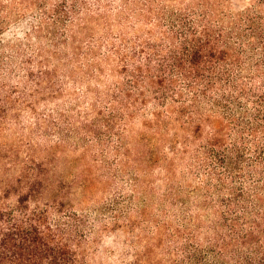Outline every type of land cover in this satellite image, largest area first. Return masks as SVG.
<instances>
[{"label": "trees", "instance_id": "obj_1", "mask_svg": "<svg viewBox=\"0 0 264 264\" xmlns=\"http://www.w3.org/2000/svg\"><path fill=\"white\" fill-rule=\"evenodd\" d=\"M31 8L35 38L22 61L31 98L89 82L90 107H75L78 120L66 123L114 153L116 175L125 168L129 176L130 197L99 213L140 228L131 231L134 241L146 240L154 257L127 264H264V0H31ZM62 62L72 75L59 72ZM8 88L0 85L5 112ZM64 115L53 125L65 123ZM204 121L212 123L206 141ZM189 155L184 172L200 176L199 186L175 185L177 159ZM154 164L169 181L162 196L180 209L172 217L165 206L149 228L148 204L133 202ZM22 170L31 178L20 187L0 178V264H90L95 227L107 221L81 215L59 195L43 202V163ZM183 189L198 191L201 208L215 212L190 211ZM11 190L19 191L15 200Z\"/></svg>", "mask_w": 264, "mask_h": 264}, {"label": "rangeland", "instance_id": "obj_2", "mask_svg": "<svg viewBox=\"0 0 264 264\" xmlns=\"http://www.w3.org/2000/svg\"><path fill=\"white\" fill-rule=\"evenodd\" d=\"M0 4L4 8L2 13L4 23L0 24V53L6 54L5 62L0 64V85L7 83L10 93L8 95L13 96L11 109L7 112L3 110V103L0 105L1 181L14 182L15 187H20L21 183L31 178L30 174L23 173V167L31 166V163L35 166L43 163L48 171V187L43 193V202L47 199L53 200L59 195L58 198H62L67 203L66 206L81 215L104 218L107 221L98 222L96 227L94 226L95 234L92 239L95 242L91 248L90 264H127L128 261L135 262L141 254H145V257H154L148 252L146 240L134 241L138 233L131 234V231H136L139 227L131 225L123 218L117 222L108 215H99L112 201L118 200L116 198L125 195L130 197L132 192L128 188L129 182L126 179L129 176L126 174V169L122 168L120 176L116 175L117 170L121 168L113 164L115 154L107 151L101 144L86 143L78 136L77 131L71 132V127L66 123L68 118L78 120V116L73 117L72 110L75 107L76 109L79 107L80 111L90 107L95 95L87 97L84 94L89 82L84 83L80 80L77 84L69 83L68 88L71 89V93H68L72 94L71 96L68 93L47 90L31 98V82L28 77H23L25 67L22 61L31 57V42L35 38L31 27L36 23L33 15L38 11L36 8H31V0L29 2L0 0ZM5 42L7 44L3 45ZM9 54L15 55L9 56ZM63 62L60 63L59 72L62 75H72L69 63ZM28 65L31 68V64ZM13 68L16 71H12ZM111 80L114 81L113 77ZM92 86L96 87V82ZM31 104L35 105L40 115L47 118L46 121H39L36 118ZM64 112L68 114L64 115L66 121L62 119L65 123L62 121L63 124L58 127L53 125L56 117L61 118ZM140 124V121L136 122L137 129ZM211 125L212 123L204 121V128L199 133L200 139L207 140ZM157 136L162 135L157 134ZM164 137L167 139V135ZM136 144L139 147L138 143ZM5 153L8 156L2 157ZM189 159L190 155L185 159H177L173 180L175 185L199 186L200 176L188 175L184 172L190 163ZM160 165L147 166V173L140 176L142 184L140 194L133 202L136 207L142 203L148 204L149 228L159 219L165 206L169 207L172 217L177 209H180V205L166 201L161 194L169 181L165 178V169ZM18 176L21 177V182L17 181ZM183 190L185 192L181 195L187 199L186 202L191 207L190 211L208 215L215 212L212 208L204 206L201 208L200 203L203 200L198 191L190 193L187 189ZM18 195V190H11L10 199L15 200ZM204 220L207 224L210 223L208 216H204ZM160 251L162 250H156L154 253ZM159 255L161 256L158 257H162V254Z\"/></svg>", "mask_w": 264, "mask_h": 264}]
</instances>
